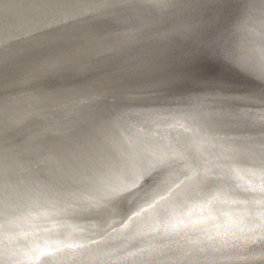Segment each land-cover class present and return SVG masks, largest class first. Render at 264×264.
Listing matches in <instances>:
<instances>
[{
	"label": "water",
	"instance_id": "1",
	"mask_svg": "<svg viewBox=\"0 0 264 264\" xmlns=\"http://www.w3.org/2000/svg\"><path fill=\"white\" fill-rule=\"evenodd\" d=\"M93 3L0 0V264H264V0L201 11V39L148 74L124 68L196 13L117 8L110 26ZM57 55L73 67L27 120L25 75Z\"/></svg>",
	"mask_w": 264,
	"mask_h": 264
},
{
	"label": "snow or ice",
	"instance_id": "2",
	"mask_svg": "<svg viewBox=\"0 0 264 264\" xmlns=\"http://www.w3.org/2000/svg\"><path fill=\"white\" fill-rule=\"evenodd\" d=\"M223 3V0H94L92 8L99 12L97 19L104 20L109 25H122L124 24L122 17L118 14H113L112 9L132 10L138 7L146 8L151 12H160L164 14L178 15L181 12H195L196 16L188 23L178 24L170 32L160 34L154 41H152L147 50L140 53L134 62L127 63L124 68L125 71L132 74H148L153 72L161 63L164 62V58L168 55L169 49L178 44L182 40H200L202 33L206 30L207 25L203 23V18L200 17V12L204 10L216 9ZM137 26L139 18H130ZM210 19V17H209ZM119 35L120 33L117 32ZM143 34V30L140 29L137 32H126L124 35L127 37L120 45L109 44L106 55L108 58L117 57L122 59L129 47H134L142 43L140 36ZM101 38H103L101 36ZM3 45L0 43V48ZM212 50L211 48L209 49ZM259 55L261 60V68L264 69V34H262V46L259 49ZM6 61L0 52V88L4 87V65ZM74 64V57L71 55H57L54 58L46 60H38L36 64L26 73L25 79L32 83L36 89V100L38 101L33 105V110L27 113L25 119L35 122L41 117L42 108L41 103L46 100H55L57 93V85L55 78L58 75L63 74L65 71L71 70ZM260 79L264 80V75L260 76ZM264 102V97H261ZM18 125H23L24 120L16 121ZM190 178V177H188ZM132 185L138 186L136 181H132ZM150 187V184H146L145 188ZM127 188H114L111 192L114 194V198L110 202L111 209H119L121 199L129 201L130 197ZM144 191V189H142ZM137 195L135 192H131V198ZM121 198V199H117ZM131 218V217H128ZM264 240V237L260 238ZM256 243V241H253ZM264 259V251L261 252L260 257Z\"/></svg>",
	"mask_w": 264,
	"mask_h": 264
}]
</instances>
